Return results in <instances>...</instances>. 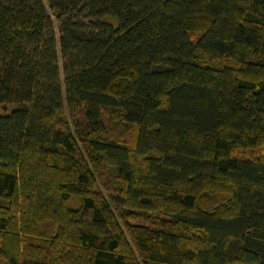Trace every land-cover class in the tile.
Returning a JSON list of instances; mask_svg holds the SVG:
<instances>
[{
  "label": "trees",
  "instance_id": "trees-1",
  "mask_svg": "<svg viewBox=\"0 0 264 264\" xmlns=\"http://www.w3.org/2000/svg\"><path fill=\"white\" fill-rule=\"evenodd\" d=\"M6 102V264H264V0H0Z\"/></svg>",
  "mask_w": 264,
  "mask_h": 264
},
{
  "label": "rangeland",
  "instance_id": "rangeland-1",
  "mask_svg": "<svg viewBox=\"0 0 264 264\" xmlns=\"http://www.w3.org/2000/svg\"><path fill=\"white\" fill-rule=\"evenodd\" d=\"M12 107L11 103H0V110H9ZM0 264H6L3 259H0Z\"/></svg>",
  "mask_w": 264,
  "mask_h": 264
}]
</instances>
